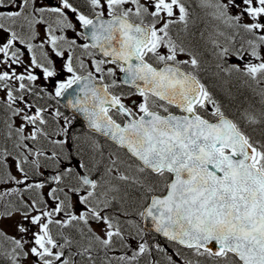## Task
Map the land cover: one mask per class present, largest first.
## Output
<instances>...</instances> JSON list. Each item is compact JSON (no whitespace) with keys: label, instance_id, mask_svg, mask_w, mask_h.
Masks as SVG:
<instances>
[{"label":"snow or ice","instance_id":"1","mask_svg":"<svg viewBox=\"0 0 264 264\" xmlns=\"http://www.w3.org/2000/svg\"><path fill=\"white\" fill-rule=\"evenodd\" d=\"M0 264H264V0H0Z\"/></svg>","mask_w":264,"mask_h":264},{"label":"flooded vegetation","instance_id":"2","mask_svg":"<svg viewBox=\"0 0 264 264\" xmlns=\"http://www.w3.org/2000/svg\"><path fill=\"white\" fill-rule=\"evenodd\" d=\"M79 54V53H78ZM54 106H55V104H56V102L55 101H50ZM63 110V109H62Z\"/></svg>","mask_w":264,"mask_h":264}]
</instances>
